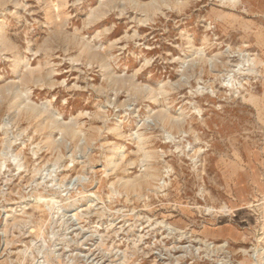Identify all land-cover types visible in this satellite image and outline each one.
<instances>
[{"label": "rangeland", "instance_id": "374dc122", "mask_svg": "<svg viewBox=\"0 0 264 264\" xmlns=\"http://www.w3.org/2000/svg\"><path fill=\"white\" fill-rule=\"evenodd\" d=\"M0 264H264V0H0Z\"/></svg>", "mask_w": 264, "mask_h": 264}, {"label": "bare ground", "instance_id": "6f19581e", "mask_svg": "<svg viewBox=\"0 0 264 264\" xmlns=\"http://www.w3.org/2000/svg\"><path fill=\"white\" fill-rule=\"evenodd\" d=\"M57 17V16H56ZM162 122V121H161Z\"/></svg>", "mask_w": 264, "mask_h": 264}]
</instances>
